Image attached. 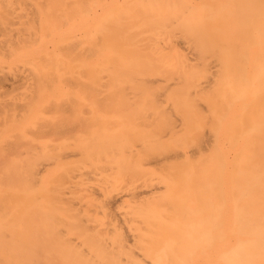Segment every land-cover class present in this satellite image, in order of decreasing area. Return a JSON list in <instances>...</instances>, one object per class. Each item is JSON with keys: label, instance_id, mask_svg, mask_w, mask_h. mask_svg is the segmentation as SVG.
Returning a JSON list of instances; mask_svg holds the SVG:
<instances>
[{"label": "bare ground", "instance_id": "1", "mask_svg": "<svg viewBox=\"0 0 264 264\" xmlns=\"http://www.w3.org/2000/svg\"><path fill=\"white\" fill-rule=\"evenodd\" d=\"M1 36L0 264H264V0H0Z\"/></svg>", "mask_w": 264, "mask_h": 264}, {"label": "rangeland", "instance_id": "2", "mask_svg": "<svg viewBox=\"0 0 264 264\" xmlns=\"http://www.w3.org/2000/svg\"><path fill=\"white\" fill-rule=\"evenodd\" d=\"M0 42H2V36L0 37ZM14 44H17V43H14ZM1 46V45H0ZM16 46V45H15ZM17 47V46H16ZM16 47H15V49H16ZM14 49V48H13ZM18 50V49H17ZM18 51H22V52H24L23 50H18ZM4 52V51H3ZM6 53V52H5ZM11 53H12V51H11ZM8 54V53H7ZM3 58V56H0V61H1V59ZM86 93H83V95H85L86 97L84 98L85 100V102L86 103H88V104H92L93 102H99V100H100V102H103V101H105V102H108V103H111V101L109 100V99H107V100H104L101 96H99V93L97 92V91H94L93 92V90H91L92 88H91V86H88V85H86ZM83 89L85 88V86L84 87H82ZM82 88H76V92L78 91V90H81ZM83 89H82V92H83ZM89 91V92H88ZM91 91V92H90ZM89 93V94H88ZM90 93H91V95H90ZM95 93H97V94H94ZM66 94H67V92H66ZM90 95V96H89ZM97 97H98V99L99 100H97ZM102 100V101H101ZM89 107H87V109H88ZM89 113H91V111H90V109H89ZM133 118H137V117H133ZM82 120H86V118L84 119H82ZM126 120V119H125ZM124 121V120H123ZM91 121H89V123H90ZM137 120H136V124H137ZM87 123V121L86 122H84V123H82V126H84L85 124ZM127 123H129V122H127ZM8 124H10V123H8ZM25 124V123H24ZM132 124V123H131ZM27 126V128H26V133L24 132V130H23V127H21V128H19V130L18 131H12V133L10 134V135H5V136H3L1 139H0V146H1V144L2 143H4V142H7V145H8V141L10 140V139H20V140H22V141H24V142H22V143H20L19 145H18V149L19 150H22V149H24L25 147H27L28 146V144H26V143H28V141L32 138V135H31V129H32V127H33V124H29V125H26ZM18 132H20V133H22L23 134V136L24 137H22V136H20V137H17V138H13V137H11V136H13V135H15V134H17ZM75 132H77V131H75ZM26 141V142H25ZM3 149H0V151H2ZM2 159H4V161L2 160ZM3 161V163L5 162V160H6V162H7V159H6V157L3 155V154H0V162H2ZM193 160H195V159H193ZM73 163V166L75 167L78 163L77 162H72ZM2 164V163H1ZM6 164H8V162L6 163ZM6 164H5V167H3L4 165H0V166H2L1 168H0V171H1V169H2V171H1V173H0V179H2V180H4V179H6V180H4V181H2L1 183H0V188H2L3 189V191L4 192H6L5 191V189L8 191L7 193H10V194H12V195H15V196H18V195H22L23 193H28L27 191H25V190H22V191H20L19 190V188L18 187H16V188H11V187H8L7 186V180H9V179H11L13 176H10V175H12L11 174V172L9 171V167H7L6 166ZM177 172L178 174H179V170L178 169H174V170H172V172L174 173V172ZM176 172L174 173V174H176ZM5 174H7V176H8V178H7V176L5 175ZM177 175V174H176ZM4 176H6V178L4 177ZM4 177V178H3ZM42 202H46V201H42L41 200V197L39 198V200L37 201V204L39 205L40 203H42ZM20 205V203H18L17 204V206H19ZM31 250V249H30ZM26 256L27 257H25V258H23V259H19L20 260V262H19V264H23V262L24 261H26L27 259H29V257H28V253L26 254ZM3 262L5 263V264H15V262L12 260V259H6V260H3ZM38 264H46L44 261H42V260H38V262H37Z\"/></svg>", "mask_w": 264, "mask_h": 264}]
</instances>
